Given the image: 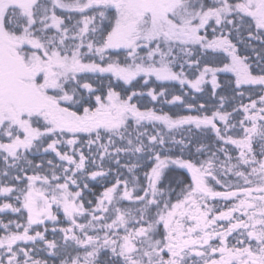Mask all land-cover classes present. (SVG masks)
I'll return each mask as SVG.
<instances>
[{
  "label": "snow or ice",
  "instance_id": "obj_1",
  "mask_svg": "<svg viewBox=\"0 0 264 264\" xmlns=\"http://www.w3.org/2000/svg\"><path fill=\"white\" fill-rule=\"evenodd\" d=\"M0 264H264V0H0Z\"/></svg>",
  "mask_w": 264,
  "mask_h": 264
}]
</instances>
